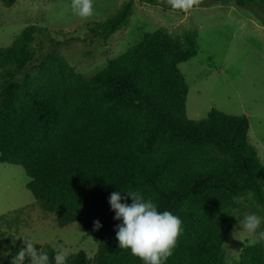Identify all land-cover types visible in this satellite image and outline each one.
Listing matches in <instances>:
<instances>
[{
	"label": "trees",
	"instance_id": "1",
	"mask_svg": "<svg viewBox=\"0 0 264 264\" xmlns=\"http://www.w3.org/2000/svg\"><path fill=\"white\" fill-rule=\"evenodd\" d=\"M229 2L264 26V0ZM132 15L133 2L124 1L89 32L106 40ZM41 33L28 26L0 48V163L22 167L27 190L59 227L78 222L97 244L92 258L79 250L66 264H144L119 247L122 220L109 204L113 192L136 190L182 221L164 264H264V242L246 241L226 258L227 233L245 214L264 215V165L247 142L246 116L212 109L201 120L186 117L178 64L196 55L194 36L158 28L84 77L53 50L60 42L51 40L36 62L32 42ZM45 252L51 264L55 253Z\"/></svg>",
	"mask_w": 264,
	"mask_h": 264
},
{
	"label": "rangeland",
	"instance_id": "2",
	"mask_svg": "<svg viewBox=\"0 0 264 264\" xmlns=\"http://www.w3.org/2000/svg\"><path fill=\"white\" fill-rule=\"evenodd\" d=\"M124 1L133 2L128 24L106 40L94 37L89 28L114 14ZM229 1L200 0L199 6L185 13L173 10L167 0H154L153 5L140 0H93L95 15L87 19L72 12L71 0H17L10 7L0 2V48L10 46L26 27L35 25L44 31L32 42L36 62L50 51L53 40L61 43L53 50L78 73L90 77L148 32L158 28L171 35L189 32L197 53L178 64L187 86L186 117L201 120L212 109L246 116L247 142L264 165V26ZM28 180L22 167L0 163V252L8 253L0 256V264H11L25 236L44 252L63 251L67 259L82 250L92 258L97 244L80 223L59 227L54 215L44 212L27 190ZM243 218L227 233V260L253 239L242 229ZM25 264H30L27 258Z\"/></svg>",
	"mask_w": 264,
	"mask_h": 264
},
{
	"label": "clouds",
	"instance_id": "3",
	"mask_svg": "<svg viewBox=\"0 0 264 264\" xmlns=\"http://www.w3.org/2000/svg\"><path fill=\"white\" fill-rule=\"evenodd\" d=\"M173 10L188 13L199 6L200 0H167ZM72 12L82 19L95 15L93 0H71ZM113 192L109 199L115 220L122 223L116 227V239L121 249H129L131 254L144 264H164L173 255L178 238L182 233V221L170 211H158L152 199H145L141 191ZM247 199H252L254 193L249 191ZM131 198L129 205L123 200ZM243 202L245 197L241 196ZM264 224V217L255 213L245 214L242 229L253 237L251 243L264 242V231H257ZM102 227L99 220L94 221V231ZM21 247L11 260V264H25L26 258L30 264H50L47 252L38 250L30 236L21 238ZM7 252H0V256H7ZM51 264H66V253L57 252Z\"/></svg>",
	"mask_w": 264,
	"mask_h": 264
}]
</instances>
